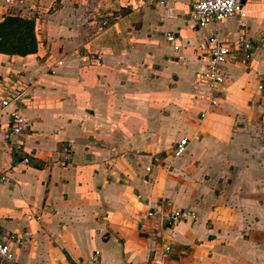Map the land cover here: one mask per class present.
Returning <instances> with one entry per match:
<instances>
[{"label":"crops","instance_id":"0c3cea01","mask_svg":"<svg viewBox=\"0 0 264 264\" xmlns=\"http://www.w3.org/2000/svg\"><path fill=\"white\" fill-rule=\"evenodd\" d=\"M128 1L0 0L37 42L0 53V92L23 94L5 112L29 121L12 144L0 131V236L22 240L0 264H264V0L200 29L193 0ZM216 33L255 44L211 106L195 73Z\"/></svg>","mask_w":264,"mask_h":264},{"label":"built area","instance_id":"2783aa9c","mask_svg":"<svg viewBox=\"0 0 264 264\" xmlns=\"http://www.w3.org/2000/svg\"><path fill=\"white\" fill-rule=\"evenodd\" d=\"M134 2H137L138 9L162 5L163 0H129L128 5L133 7L132 3ZM242 2L243 0H193L189 19L200 29L227 20L245 18L246 13ZM167 41L173 43V36L169 35ZM254 44V41L245 38L243 35L238 36L233 41L228 38H221L217 33L209 37L207 44L203 46L207 54V62L201 70L195 73V80L206 90L205 100L211 106L216 105L221 98L226 65L235 61L247 63L254 49ZM174 49L177 50V48ZM258 89L261 90L262 86H258ZM10 93L9 98H4L5 92H0V131L4 142L7 144H12L14 140L29 130V121L18 110L10 113L5 112L11 103H21L22 100V92L12 90ZM3 116H6V123L2 121ZM201 117H204V114H201ZM187 145L188 140L186 138L177 142L173 149V156L177 158L185 154ZM23 162L28 163V159L25 158ZM0 179L4 180V177H0ZM148 216H152V213H148ZM194 217V213L190 210L175 211L168 216V222L172 225L180 221L192 220ZM10 243L21 245L22 240L13 234L0 236V261L2 262H11L12 260ZM165 252H170V249L166 247ZM98 261L99 253L95 252L90 258V263L95 264Z\"/></svg>","mask_w":264,"mask_h":264},{"label":"trees","instance_id":"16d2710c","mask_svg":"<svg viewBox=\"0 0 264 264\" xmlns=\"http://www.w3.org/2000/svg\"><path fill=\"white\" fill-rule=\"evenodd\" d=\"M36 50L34 19L6 16L0 23V53L24 57Z\"/></svg>","mask_w":264,"mask_h":264},{"label":"rangeland","instance_id":"374dc122","mask_svg":"<svg viewBox=\"0 0 264 264\" xmlns=\"http://www.w3.org/2000/svg\"><path fill=\"white\" fill-rule=\"evenodd\" d=\"M54 8L57 9L56 7H54ZM232 27H233L232 24H227L225 27L224 26L220 27V30L222 29L223 32H228V30L229 31L232 30ZM224 28H227V31L224 30Z\"/></svg>","mask_w":264,"mask_h":264}]
</instances>
